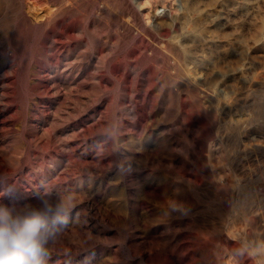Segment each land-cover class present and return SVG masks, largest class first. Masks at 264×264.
<instances>
[{
    "label": "rangeland",
    "instance_id": "obj_1",
    "mask_svg": "<svg viewBox=\"0 0 264 264\" xmlns=\"http://www.w3.org/2000/svg\"><path fill=\"white\" fill-rule=\"evenodd\" d=\"M0 1V204L76 202L48 264H256L264 126L233 173L224 125L264 88V0ZM235 173L255 195L229 226Z\"/></svg>",
    "mask_w": 264,
    "mask_h": 264
},
{
    "label": "clouds",
    "instance_id": "obj_2",
    "mask_svg": "<svg viewBox=\"0 0 264 264\" xmlns=\"http://www.w3.org/2000/svg\"><path fill=\"white\" fill-rule=\"evenodd\" d=\"M36 200L18 206L0 204V264H48L50 245L70 225L76 207L72 195L55 201L37 195ZM236 256L264 264V241L242 246Z\"/></svg>",
    "mask_w": 264,
    "mask_h": 264
},
{
    "label": "bare ground",
    "instance_id": "obj_3",
    "mask_svg": "<svg viewBox=\"0 0 264 264\" xmlns=\"http://www.w3.org/2000/svg\"><path fill=\"white\" fill-rule=\"evenodd\" d=\"M1 2V1H0ZM3 2H9V0H4ZM10 3V2H9ZM6 5V4H5ZM196 6V4H192L191 5V9H193ZM3 10V9H2ZM194 10V9H193ZM4 13V12H3ZM2 13V14H3ZM197 23V21H196ZM195 25V24H194ZM167 54V53H166ZM173 54V53H172ZM173 56V55H172ZM175 56V55H174ZM177 58V57H176ZM245 58V54L244 53H240L238 55V58L236 60V64L240 65L242 64V62L244 61ZM170 61V60H169ZM166 62V60H165ZM158 66V65H157ZM232 65H230L229 63H222V64H216L213 66H210V71H208L209 73L207 74L206 77V81L204 83L201 84V87L195 88L194 92L196 94L199 90L201 91V93L203 92L202 88H209V87H214L221 78H223V76L225 75V73H227L230 69H231ZM263 68V67H262ZM259 70V69H258ZM175 71V70H174ZM190 72V71H189ZM182 77V76H181ZM256 78H259V75L256 74L255 76H253L252 81ZM183 79V78H182ZM188 79V78H187ZM187 81V80H186ZM190 82V81H189ZM188 82V83H189ZM195 83V82H194ZM230 84V83H229ZM183 85V84H182ZM202 89V90H201ZM213 90V89H212ZM237 91V90H236ZM238 92H239V97L237 95V98L235 99L236 101L234 102V104H238L241 111L246 110L247 111V116H245V114L241 115V119H237L235 124L232 123H228L229 125H224V128H228L225 129L227 130L229 133L225 132L228 134L227 138H229V147H227V151H228V161L231 164V169L233 170V173L235 172L234 169H236L237 167L241 166L242 162H243V154L245 153L244 150L247 148L245 144H243V134L249 132L248 127L250 125H253L254 127H256L257 129H261L264 126V88L262 87L261 82H256L253 83L251 81H249L248 83L245 81L244 83H242L241 87H238ZM200 93V95H201ZM204 93V92H203ZM224 93V92H223ZM207 94V93H205ZM225 96V95H224ZM199 97V96H198ZM227 99V98H225ZM203 101V100H202ZM214 101V100H213ZM186 102L184 101V106H186ZM225 104V103H224ZM237 106V105H236ZM214 107V106H213ZM215 108V107H214ZM223 108V107H222ZM230 108V107H229ZM227 108V109H229ZM234 108V107H233ZM236 109V108H235ZM212 110H216L213 109ZM226 110V109H225ZM231 110V108L229 109ZM220 111V109H219ZM232 111V110H231ZM216 112H218L216 110ZM215 112V113H216ZM213 113V114H215ZM225 113V111H224ZM222 114V113H221ZM228 114V113H227ZM241 114V112H240ZM226 115V114H225ZM224 115V116H225ZM232 115V114H231ZM185 116V115H184ZM230 116V114H229ZM226 119L228 116H225ZM224 118V117H223ZM230 119V118H229ZM222 120V119H221ZM224 120V119H223ZM222 120V121H223ZM231 120V119H230ZM233 120V119H232ZM233 122V121H231ZM223 123V122H222ZM234 123V122H233ZM223 126V125H222ZM210 127V126H209ZM217 128V127H216ZM215 128V129H216ZM222 128V127H221ZM216 131V130H215ZM223 134V133H222ZM226 134V135H227ZM244 134V135H245ZM257 136V135H256ZM227 144V145H228ZM226 145V146H227ZM246 154V153H245ZM242 174V172H240ZM228 175V174H227ZM239 174H234L233 177L236 179H234L233 181V186L234 188H236V193L234 192L233 196V208L235 209V212L233 213V208H231V212H230V218H229V226H234L236 224L235 221V217L234 216H238L241 215L242 217L244 216H248L250 215L251 209H252V199L253 196L255 195L253 193L252 188H249L247 186V181H244L241 175ZM247 180V179H246ZM227 185V184H226ZM224 187V186H223ZM259 187L261 188L260 185H258V187H255V189H259ZM264 187V186H263ZM217 188V187H216ZM218 189V188H217ZM233 189V187H232ZM264 189V188H263ZM261 188V190H263ZM202 190V189H201ZM204 190V189H203ZM206 191V190H205ZM208 191V190H207ZM212 191V190H209ZM208 191V192H209ZM214 193V192H213ZM218 195V194H217ZM190 196V195H188ZM219 196V195H218ZM229 197V196H228ZM227 199V198H226ZM230 199H228L229 201ZM226 202V201H225ZM230 202V201H229ZM227 205V204H226ZM261 207V206H260ZM164 211H162L163 213ZM203 213V212H202ZM229 217V216H228ZM257 217V216H256ZM238 218V217H236ZM241 218V217H240ZM252 218V216H251ZM261 219V218H260ZM255 222V219H254ZM252 224V223H251ZM217 225V223H216ZM243 225V224H242ZM227 226V225H226ZM225 226V227H226ZM213 227V226H212ZM215 227V226H214ZM254 228V225L252 226ZM211 228V227H210ZM217 228V226H216ZM259 228V227H258ZM213 229V228H212ZM248 237V236H247ZM263 238V237H262ZM240 240V239H239ZM231 241V240H230ZM247 241V239H246ZM255 243V242H254Z\"/></svg>",
    "mask_w": 264,
    "mask_h": 264
}]
</instances>
